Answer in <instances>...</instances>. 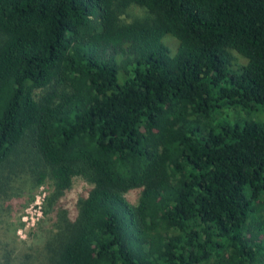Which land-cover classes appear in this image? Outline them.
Here are the masks:
<instances>
[{
  "label": "trees",
  "instance_id": "trees-1",
  "mask_svg": "<svg viewBox=\"0 0 264 264\" xmlns=\"http://www.w3.org/2000/svg\"><path fill=\"white\" fill-rule=\"evenodd\" d=\"M263 116L264 0H0V264H264Z\"/></svg>",
  "mask_w": 264,
  "mask_h": 264
},
{
  "label": "rangeland",
  "instance_id": "rangeland-1",
  "mask_svg": "<svg viewBox=\"0 0 264 264\" xmlns=\"http://www.w3.org/2000/svg\"><path fill=\"white\" fill-rule=\"evenodd\" d=\"M145 12L138 7H131L130 10L122 16V19L126 22H130L136 17H143ZM165 43L170 47L173 53H176L178 42L172 37H166ZM238 61L241 64H245L246 60L240 56ZM264 117V116H263ZM93 186L81 177L74 179L73 187L66 193L63 198L65 207L69 210L71 217H76L78 214V201L89 195ZM51 190V183L46 182L34 192V198L27 203L25 207L17 211L13 209L10 215L3 216L4 224L0 229V239H7L8 242L14 243L15 247H32L42 245V239H39L37 229L39 223L45 219L44 211L46 206V199L49 196ZM141 190H132L126 195L128 200L136 205L139 201ZM12 204L19 202L12 200ZM16 231V232H15Z\"/></svg>",
  "mask_w": 264,
  "mask_h": 264
}]
</instances>
